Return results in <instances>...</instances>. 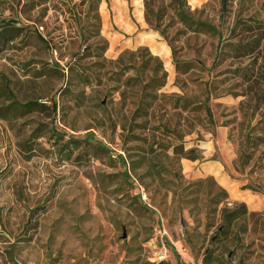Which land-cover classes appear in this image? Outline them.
Segmentation results:
<instances>
[{
    "label": "rangeland",
    "instance_id": "374dc122",
    "mask_svg": "<svg viewBox=\"0 0 264 264\" xmlns=\"http://www.w3.org/2000/svg\"><path fill=\"white\" fill-rule=\"evenodd\" d=\"M185 1L0 0V264H264V0Z\"/></svg>",
    "mask_w": 264,
    "mask_h": 264
},
{
    "label": "trees",
    "instance_id": "16d2710c",
    "mask_svg": "<svg viewBox=\"0 0 264 264\" xmlns=\"http://www.w3.org/2000/svg\"><path fill=\"white\" fill-rule=\"evenodd\" d=\"M168 1V7L170 9V12L172 14L171 16V21L172 23L169 25L165 24V28L162 30H158L159 27H161L162 25H164L165 23V10L166 8L163 10V2H161L160 0H143V6H144V17L146 22L149 25H154V29L156 31H158L162 36H164L165 38L168 37V32L170 27H172L175 23H177L179 25V30L177 32H179L180 34H186L188 32H196L199 30H203V29H212V27L206 23V22H202L199 20H196V18H194V16L189 12V8L186 5V1L185 0H165ZM227 0H221L222 6L226 3ZM85 4L84 0L83 3L81 4V6ZM88 9V13H90L92 11V9H90V5L87 7ZM94 9V8H93ZM95 13H96V9ZM87 15V21H89V14ZM10 29H12L15 33V35L10 36L9 38H7V42H12L15 40L16 37H18L19 35V31L20 28H16L15 27V23L12 21L10 24ZM0 35H4L5 34L3 32H0ZM41 40L47 44V42L44 41V39L41 38ZM164 77V75H163ZM163 81L159 82L158 84H156V82H154L153 79L148 80V82L146 83L147 87L152 88V90H158L159 88H161L163 86ZM151 84H154L153 87H151ZM141 104V101L138 102V106L137 109H139ZM45 104H40L38 102H27L23 105H21V107L32 110L35 108H41L44 107ZM52 110H55L56 106L55 104H52L51 106ZM136 109V110H137ZM206 112L208 114H210L209 109H206ZM210 117V116H209ZM99 147L104 148V146L101 143H98ZM119 159L121 160V162L123 164H125L124 159L119 156ZM231 215H235V214H239L241 216H244L247 212H246V207L244 204L240 205V211L236 212L235 210L233 212H231ZM227 232H224V234H226ZM202 264H223L222 260L217 256L213 255V250H208L206 252V254L204 255L203 259H202Z\"/></svg>",
    "mask_w": 264,
    "mask_h": 264
}]
</instances>
